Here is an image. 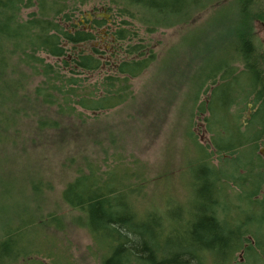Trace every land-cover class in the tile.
Listing matches in <instances>:
<instances>
[{"label": "trees", "instance_id": "16d2710c", "mask_svg": "<svg viewBox=\"0 0 264 264\" xmlns=\"http://www.w3.org/2000/svg\"><path fill=\"white\" fill-rule=\"evenodd\" d=\"M111 1L122 15L156 31L187 23L219 0ZM230 3L229 14L237 22L233 42L223 50L225 57L213 66L202 65L194 77L189 120L199 115L209 139L201 141L188 127L187 140L194 150L189 168L197 188L191 210L170 218L153 210L138 215L131 203V196L140 191L131 183L136 170L99 169L86 161L89 172L79 170L62 190L63 201L79 210L78 219L85 222L96 247L108 248L102 264H209V255L221 262L242 250L253 262L264 264V53L254 29L255 21L264 22V0ZM76 4L0 0L1 130L14 127L19 133L23 112L42 133L72 117L85 122V111L93 115L132 99L131 80L149 67L154 51L134 44L136 31L123 20L125 25L114 32L109 69L103 72V51L92 43L106 20L86 18L91 27L78 26ZM26 8L34 10L23 17ZM101 72V78L87 82L88 75ZM19 104L22 110L16 108ZM103 151L108 155L107 148ZM32 187L38 193L45 188L41 181ZM47 217V223L58 221L54 215ZM17 222L0 218V264H18L29 254L27 229L33 220Z\"/></svg>", "mask_w": 264, "mask_h": 264}, {"label": "rangeland", "instance_id": "374dc122", "mask_svg": "<svg viewBox=\"0 0 264 264\" xmlns=\"http://www.w3.org/2000/svg\"><path fill=\"white\" fill-rule=\"evenodd\" d=\"M76 1L74 22L78 26L89 28L86 18L106 20L96 30L97 39L92 43L103 51V72L109 69L106 61L114 53L112 39L114 32L125 25L123 20L132 23L128 27L136 31L131 41L149 46L155 57L140 76L131 80L132 99L117 108L93 115L85 111V122L72 117L64 126L42 133L36 132L35 121L23 112L19 133L14 127L0 129V218L4 222L15 220L16 224L20 219L33 220L27 229L29 254L18 264H102L108 248L96 247L85 222L78 219L79 210L62 199L66 183L79 170L89 172L85 161L99 169L118 166L122 171L136 170L138 175L131 183L140 191L131 196V203L138 215L153 210L164 217L166 212L170 218L169 214L191 210L197 188L189 168L194 150L187 140L188 127L201 141L209 139L199 115L189 120L196 96L194 77L202 65L213 66L225 57L223 50L233 42L237 23L229 14L231 0L215 1L187 23L156 31H148L146 25L122 15L111 0ZM33 10L24 9L22 16ZM254 29L264 53V22L255 21ZM102 75L90 74L87 82ZM209 91L200 94L201 99ZM21 107L23 104L16 108ZM103 148L108 149V155ZM261 153L264 155L263 147ZM37 181L45 187L41 193L32 189ZM48 215L58 221L47 223ZM41 216L44 221H39ZM206 260L209 264H257L244 250L225 261L215 260L213 255Z\"/></svg>", "mask_w": 264, "mask_h": 264}, {"label": "flooded vegetation", "instance_id": "af4514ba", "mask_svg": "<svg viewBox=\"0 0 264 264\" xmlns=\"http://www.w3.org/2000/svg\"><path fill=\"white\" fill-rule=\"evenodd\" d=\"M91 19H93V18L91 17ZM91 19H90V20H91ZM89 27H91V24L89 25Z\"/></svg>", "mask_w": 264, "mask_h": 264}, {"label": "water", "instance_id": "95a60500", "mask_svg": "<svg viewBox=\"0 0 264 264\" xmlns=\"http://www.w3.org/2000/svg\"><path fill=\"white\" fill-rule=\"evenodd\" d=\"M88 15V17H91V15L90 14H87Z\"/></svg>", "mask_w": 264, "mask_h": 264}]
</instances>
